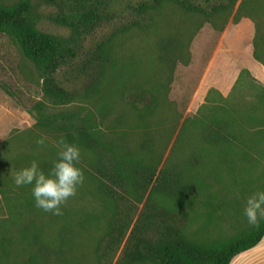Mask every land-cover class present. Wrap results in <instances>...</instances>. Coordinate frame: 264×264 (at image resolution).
Listing matches in <instances>:
<instances>
[{"label":"trees","instance_id":"1","mask_svg":"<svg viewBox=\"0 0 264 264\" xmlns=\"http://www.w3.org/2000/svg\"><path fill=\"white\" fill-rule=\"evenodd\" d=\"M34 2L53 7L49 19L68 33L40 29ZM166 2L207 19L217 15H232L235 23L243 17L251 19L256 27L254 57L264 65V0H19L0 4V34L19 44L35 63L45 98L58 106L83 100L76 109L50 111L45 101L25 109L39 128L57 131L58 140L64 138L90 153V159L78 166L95 178L103 197L100 206L85 213L86 193L81 186L61 206L63 215L57 216L36 207L32 185L15 184L17 189L12 190L6 181L0 187L8 210V217L0 220L5 238L0 239V246L4 251L7 245L16 246L24 264H89L87 255L93 256V264H112L130 228L114 264H230L263 239L261 220L258 227L249 226L223 242L195 241L186 233L185 206L202 201L199 185L188 174L200 162L201 152L211 146L228 150L248 136H264V84L243 68L228 95L210 89L207 102L184 120L175 142L193 153L188 160L170 165L168 161L160 167L166 146L153 130L163 119L162 95L137 81L123 84L120 79L127 65L119 56L121 37L151 25L153 12ZM154 47L157 60L165 66L189 59L188 46L173 32L161 34ZM113 97L125 106L123 126L133 124L142 130L139 147L130 145L125 129L113 135L101 128L98 114L110 109ZM57 159L40 161L41 169L47 173ZM7 176L0 173L2 181ZM21 221L24 226L17 225ZM12 223L17 225L14 240L6 238L4 231ZM101 226L103 231L97 232L90 250L86 249L80 237Z\"/></svg>","mask_w":264,"mask_h":264},{"label":"rangeland","instance_id":"2","mask_svg":"<svg viewBox=\"0 0 264 264\" xmlns=\"http://www.w3.org/2000/svg\"><path fill=\"white\" fill-rule=\"evenodd\" d=\"M18 1L0 0V4L9 5ZM34 3L40 29L53 34L68 33L67 28L49 19V14L55 11L53 7L41 2ZM233 24L235 22L232 15L229 18L217 15L207 19L201 14L187 12L175 3L166 2L153 12L151 25L135 29L121 37L119 56L122 63L127 64L120 71L122 83L137 81L143 87L154 89L163 98V119L153 130L154 136L166 146L160 167L167 165L168 161L170 165L188 160L186 158L193 153V149H182V143L175 145L184 120L194 115L207 102L210 89L219 90L217 85L225 87L232 80L237 63L225 45L229 42V35L225 43L222 42V36ZM167 32H173L183 39L188 46V61L178 59L165 66L157 60L155 42L161 34ZM234 32L236 28L232 26L230 33ZM248 36L246 32H242L240 36L243 38L240 57L245 63L247 60L245 61L243 49ZM157 87L160 88L159 92ZM113 99L109 103L110 109L103 110L102 116L98 114L101 128L113 135H118L125 129L130 145L139 147L144 139L142 130L133 124L123 126L125 106L117 98ZM38 101L47 102L50 111L76 109L83 103L82 99H77L66 106H58L47 100L43 93V80L35 63L26 56L19 44L9 36L0 34V173L8 175L7 179L4 178L5 181H2L1 176L0 187L7 185L6 181H9L12 190H16L13 173L29 166L33 160L40 162L57 156L58 132L39 128L35 118L25 109V106ZM21 128L24 130L20 131ZM41 136L48 137L44 145L36 143ZM9 139L11 142L5 144ZM78 147L81 151L80 162L90 159V153ZM201 155L200 162L188 174L199 185L202 201L185 206L189 216L186 233L198 242H223L251 226L244 215V208L247 198L253 192L264 190V136H248L245 140L232 143L228 150L211 146L207 151L201 152ZM84 176L82 187L86 198L82 208L87 213L94 206H100L103 197L98 192L95 178L89 174ZM6 217L8 210L2 203L0 194V220ZM36 221L40 226L45 225L41 220ZM23 222L25 221L18 222L17 225L24 226ZM17 225H7L4 230L6 238L14 240ZM130 230L115 255V261ZM101 231L103 226L80 237V241L87 246L86 249L90 250L97 232ZM0 239H5L2 237L1 227ZM5 248L4 251L0 246V256H4L2 264H24V257L20 253L16 254V246L7 245ZM18 250L20 252V248ZM250 252L233 258L231 263L261 264V245ZM87 260L89 264H93L94 258L87 255Z\"/></svg>","mask_w":264,"mask_h":264},{"label":"clouds","instance_id":"3","mask_svg":"<svg viewBox=\"0 0 264 264\" xmlns=\"http://www.w3.org/2000/svg\"><path fill=\"white\" fill-rule=\"evenodd\" d=\"M24 129H20L23 131ZM102 130V129H101ZM48 137L41 136L36 143L44 145ZM58 159L45 173L37 160L13 173L14 182L19 186L32 185L36 207L53 215H63L62 205L74 197L84 183L83 169L79 167L81 151L78 145L68 143L64 138L56 142ZM244 215L249 225L258 227L264 220V190L253 192L246 200Z\"/></svg>","mask_w":264,"mask_h":264},{"label":"crops","instance_id":"4","mask_svg":"<svg viewBox=\"0 0 264 264\" xmlns=\"http://www.w3.org/2000/svg\"><path fill=\"white\" fill-rule=\"evenodd\" d=\"M236 28V32H234L233 34L230 33V28L231 27ZM232 26H230L228 28V30H226L223 33L222 36V42L225 43V39L226 37L229 35V42L226 45L227 47V51L229 52V54L235 59L236 63H237V67L234 70L233 73V78L230 81V83L225 86V87H221L220 85H217V88L224 94H228V92H230V90L232 89L233 85L235 84V81L240 73V71L243 68L248 69L251 74L257 78L260 82H262L264 84V65L262 63H260L255 57H254V45H253V40H254V36L256 33V27L254 22L247 18V17H243L238 23L233 24ZM242 32H246L248 33V38L246 39V44L244 46L243 49V55L246 56L245 61L247 60V63H245L242 59H241V55L242 53V40L243 38H241V33ZM261 245V264H264V237L263 239L253 248L247 250L250 252V250L256 248L258 245ZM243 252L238 254L236 257H239L240 255H243L244 253H249V252ZM251 254V252H250ZM236 257H234V259H236ZM233 262V261H232ZM233 264V263H230Z\"/></svg>","mask_w":264,"mask_h":264}]
</instances>
